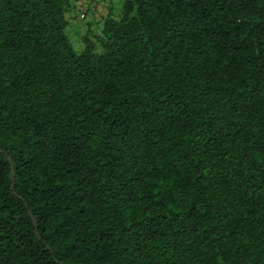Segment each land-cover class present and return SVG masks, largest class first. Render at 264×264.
I'll list each match as a JSON object with an SVG mask.
<instances>
[{"label": "trees", "instance_id": "1", "mask_svg": "<svg viewBox=\"0 0 264 264\" xmlns=\"http://www.w3.org/2000/svg\"><path fill=\"white\" fill-rule=\"evenodd\" d=\"M73 1L0 0V264H264V0Z\"/></svg>", "mask_w": 264, "mask_h": 264}, {"label": "rangeland", "instance_id": "2", "mask_svg": "<svg viewBox=\"0 0 264 264\" xmlns=\"http://www.w3.org/2000/svg\"><path fill=\"white\" fill-rule=\"evenodd\" d=\"M73 4V3H72ZM110 12L111 16L116 17L119 13L120 9V0H110ZM79 12L77 11V8L73 6V8L68 13L69 20H68V28L65 29V34L67 37V40L74 52H79L81 49V43H80V36L81 33L85 31V20L78 18ZM91 30H93L94 25H91ZM96 28H101V23L98 24Z\"/></svg>", "mask_w": 264, "mask_h": 264}, {"label": "crops", "instance_id": "3", "mask_svg": "<svg viewBox=\"0 0 264 264\" xmlns=\"http://www.w3.org/2000/svg\"><path fill=\"white\" fill-rule=\"evenodd\" d=\"M73 6L84 14L83 19L87 26H98L111 13L110 0H74Z\"/></svg>", "mask_w": 264, "mask_h": 264}, {"label": "built area", "instance_id": "4", "mask_svg": "<svg viewBox=\"0 0 264 264\" xmlns=\"http://www.w3.org/2000/svg\"><path fill=\"white\" fill-rule=\"evenodd\" d=\"M80 17H83V15L81 14Z\"/></svg>", "mask_w": 264, "mask_h": 264}, {"label": "water", "instance_id": "5", "mask_svg": "<svg viewBox=\"0 0 264 264\" xmlns=\"http://www.w3.org/2000/svg\"><path fill=\"white\" fill-rule=\"evenodd\" d=\"M33 225H34V223H33Z\"/></svg>", "mask_w": 264, "mask_h": 264}]
</instances>
